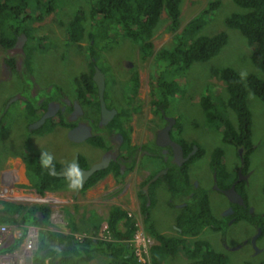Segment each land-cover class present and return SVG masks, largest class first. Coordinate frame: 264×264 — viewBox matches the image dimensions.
<instances>
[{
  "label": "rangeland",
  "instance_id": "obj_1",
  "mask_svg": "<svg viewBox=\"0 0 264 264\" xmlns=\"http://www.w3.org/2000/svg\"><path fill=\"white\" fill-rule=\"evenodd\" d=\"M96 1L49 0L53 12L43 15L41 21L26 22L27 25H30L35 42L34 46L29 43L28 47L24 49L25 58L19 67L20 72L23 71L22 79L17 78L20 76L14 71L11 81L0 83L1 158L4 155L18 154L22 156L48 153L55 162L61 164L66 162V158H70L75 152L83 155L89 152L90 157L88 155L87 157L90 160L97 157L94 148L87 144L77 145L66 140L65 131L59 127L53 128L51 132L44 135L39 134V130L31 131V125H28V122L34 120V116L29 115L28 104L20 100L12 101L20 94L26 95L24 92L26 85L30 87L31 83L34 82L39 87L40 91L38 90L37 97L56 96L60 92L72 97L77 80L91 71V62L96 63L98 68L106 74V105H115L119 110L120 118L115 123L122 120V114L127 115L126 108L128 106L136 108L128 128L131 130V139L132 137L135 138L131 142L138 146L141 142V130H144L147 117L152 114V107H154L151 104L153 82L157 78L158 81L166 83L175 80L178 87L173 95L166 97L168 104L163 108V112L168 118L176 119L178 130L176 132L179 135V140L193 145L195 151L201 153L200 157L188 164L185 171L187 178H190V181L194 183L193 187L197 188L198 185V191L195 193L200 198L206 199L210 215L219 228V230L214 231L212 229L214 226L210 224L200 231L196 239L205 241L213 252L224 254L228 264H260L264 262V234H259L261 237L254 246L250 241L245 243L249 237L252 236L251 238H253L258 234L259 228H255L245 220L230 224L231 220L228 221L229 218L224 217L225 208L228 205L227 199L214 187L218 184L217 186L221 188L225 184H223L219 171L217 174L214 172L211 161L214 159V152L219 150L221 153L219 161L222 160V163L224 161L223 174L227 173L229 176L226 177L231 180L235 178L236 171L240 167L239 156L237 148L232 147L223 138L224 134L220 130H216L218 128L217 123L207 121L199 104L203 97L210 98L213 103L217 102L216 104L224 102L226 99L224 84L215 75L216 71L222 68H231L242 78L251 74L264 81V75L250 61L252 50L248 47L245 38L238 31L228 28L225 24V19L231 14L245 13L246 11L236 6L231 0H218L220 3L218 9L213 12L198 35L213 36L224 32L227 34L226 45L218 55L206 63L193 64L182 76L175 75L172 70L167 68L163 69V75L160 76L153 56L142 60L137 46L120 35L117 36V41L96 40L95 45L93 44L90 33L94 32L95 23L89 17V13ZM212 1L214 0H182L180 25L175 33H180L184 26ZM43 7L44 4L42 9ZM41 10H38L39 14L43 13ZM77 13L85 15L84 36L78 43L68 44L66 27L77 16ZM166 28L167 21L163 13L161 22L155 29L151 40L153 54L160 49H169L172 46L175 33L168 32ZM25 43L27 44V41ZM3 57V52H0V63ZM135 78L138 80V88L134 100L133 90L136 86L133 80ZM48 89L49 92L44 93ZM155 89L161 90L158 86ZM245 101L251 115L250 139L254 150L247 159L246 171H242V175L248 172L246 185L241 191H238L245 198L247 208L245 209L256 218L264 214V100L247 92ZM221 113L223 119H227L234 126L236 125L235 115L228 108H222ZM46 129L41 131L45 132ZM133 134L135 136H132ZM125 147L126 143L124 142L123 149ZM153 162L155 161H151V163ZM9 166L13 170V174L17 175L15 176L18 178V184L12 189L0 187V201L24 206L45 205L51 213L48 224H45L43 229L47 231H64V228L67 229L69 221L66 218L64 208L68 204L62 200V198L65 199V193L63 195L56 193V195L39 196L24 180L23 162L15 160ZM168 181H170L169 177L163 176L149 188V197L145 199L144 205V212L148 219L144 226L147 232L153 230L168 237H179L178 217L185 212L184 204L192 193L187 194L183 199L178 197L180 195L177 192L173 195L168 190ZM179 188L184 187L178 178L174 181L173 189L176 191ZM112 196H116V194L108 195L107 199L106 196L100 195V198H96V200H100V203L103 204ZM113 198L118 199L117 197ZM125 200H118V203L125 204ZM181 203L184 204L181 205L182 208L180 209L178 205ZM102 204L97 209L101 217L104 218L107 215L106 211L109 205ZM85 205L89 208L93 204L87 203ZM125 210L135 218L136 222L142 224V217L136 214V210L134 212L128 208ZM236 212L244 213L238 208ZM5 226H7L14 242L5 247H0V264L13 263L14 260L17 261L18 259H22V263L25 264L24 258L30 257L32 252L23 251L22 244L29 239L27 232L30 230L32 234L31 243L35 248L38 243L39 228L32 224L28 225V228L19 224ZM102 232L104 230H101L100 237ZM142 232L150 240L147 245L149 252L154 242L145 231ZM85 234L77 233L76 236L80 237ZM223 238L226 240L224 241ZM191 263L181 253H176L174 257L166 258L163 262V264Z\"/></svg>",
  "mask_w": 264,
  "mask_h": 264
},
{
  "label": "trees",
  "instance_id": "obj_2",
  "mask_svg": "<svg viewBox=\"0 0 264 264\" xmlns=\"http://www.w3.org/2000/svg\"><path fill=\"white\" fill-rule=\"evenodd\" d=\"M181 1L97 0L89 13V17L95 23V30L90 33V39L95 45L96 40L117 41V36L120 35L137 46L142 60L153 56L160 76L163 75V69L165 68L172 70L175 75L182 76L193 64L206 63L218 55L227 43V34L221 32L213 36L198 35L213 12L218 9L220 5L218 0L209 2L203 10L184 26L180 33H175L180 25ZM231 1L246 12L231 14L225 19V24L228 28L238 31L245 38L248 47L252 50L250 55L252 65L264 75V0ZM38 10L43 13L39 14ZM51 12H53V7L49 0H0V46L11 47L18 34H24L27 38L25 48L28 47L29 43L34 46L35 37L32 36L30 25H27L26 22L41 21L43 15ZM34 13L35 15H33ZM163 13L166 16L167 31L175 33L173 44L169 49H160L153 54L151 40L155 29L161 22ZM84 20L85 15L77 13V16L66 27L68 44L78 43L83 38ZM92 65H96V63L91 62V68ZM92 70L93 68L91 73ZM215 75L224 84L226 99L224 102L216 104L217 102L213 103L210 98L203 97L200 99L199 104L207 121L217 123L218 128L215 129L224 134L223 138L235 148L243 149L245 161L243 172H245L248 164L247 159L254 150L250 139L251 115L245 99L247 92H250L259 99L264 100V81L251 74L242 78L231 68H222L216 71ZM133 82L136 86L133 94L136 95L137 78ZM76 85H83L88 92L95 91L91 74L82 75L77 80ZM153 86L151 104L162 108L168 104L166 97L173 95L178 87L175 80L166 83L158 81V78L153 82ZM156 86L161 90L155 89ZM32 106L34 107V104L30 101L28 103L29 115L32 114L36 120L40 113L36 114ZM222 108H228L235 115V126L229 123L227 119L222 118ZM62 124L63 122L57 118H50L40 128L39 134H48L53 128ZM44 128L47 129L42 132ZM118 131L122 137H126L125 131L121 129ZM125 143L127 142L125 141ZM42 154L21 156L25 177L30 183L29 187L40 196H43L45 192L59 191L65 184L71 183L75 179L56 177L54 173L63 172L65 169H62L60 164L54 160L52 161L54 172L51 167L44 168L42 166ZM200 155L201 153L197 151L188 163L194 161ZM219 158L221 159V153L216 150L211 166L216 174L219 171L222 176L225 185L221 187L227 188L236 180V176L230 180L229 177H226L229 176L227 173L223 174L224 163H222V160L219 161ZM185 169L186 165L176 168L175 174L168 172L170 180L168 181V190L173 195L178 193L180 195L178 197L184 198L187 194L192 193L191 197L185 202V212L178 217L179 237H168L153 230L148 231V234L156 241V244L149 249V264H163L164 259L174 257L176 253H181L186 260L192 262L191 264H228L227 257L224 254L213 252L205 241L196 239L200 231L210 224L214 226L212 227L214 231L219 230V228L210 215L206 199L200 198L195 193L198 188L193 187L192 183L189 182ZM105 174L104 172L95 173L85 183L81 193L96 185L103 179ZM178 178L184 188L174 191V181ZM243 187L244 183L238 182L236 190L241 191ZM242 197L244 198L243 195ZM143 199L144 197H142L140 213L144 216L143 222L146 224L148 216L144 212L146 201ZM239 210H243L244 213L235 212L233 215L236 218L235 221L245 220L250 225L259 228L263 235L264 214L254 218V215L249 214L246 209L240 207ZM36 213H39L42 217V226L48 224L51 212L45 205L24 206L0 201V226L11 224H19L24 227L31 224L37 226L38 217L34 216ZM102 221L100 220L94 228L96 232H92L90 235L86 233L80 237L74 234L77 233L74 227H72L69 234L52 231L38 232V243L32 254L31 264H88L97 256L103 257L106 264H141L137 261L130 242L136 229L135 219L129 217L127 211L119 207H112L104 220L106 227L100 237V224ZM191 238L192 240H189ZM260 264H264V262Z\"/></svg>",
  "mask_w": 264,
  "mask_h": 264
},
{
  "label": "flooded vegetation",
  "instance_id": "obj_3",
  "mask_svg": "<svg viewBox=\"0 0 264 264\" xmlns=\"http://www.w3.org/2000/svg\"><path fill=\"white\" fill-rule=\"evenodd\" d=\"M21 35L24 34L16 35L15 41L11 47L0 46V52H3L4 56L0 63V83L11 81L14 71L20 76L17 78L22 79L23 71L20 72L19 67L23 63V59L25 58L24 45H26L25 42L27 41V38L23 41L21 39ZM19 42H22L21 49L17 47V44ZM92 68V73L91 71H89L87 74L84 75L91 74V80L93 83L95 69H98L99 73L103 76V103L104 108L106 109L103 114L101 113L98 88L95 83V91L92 92L86 91L83 85H76L74 90L75 92L73 93L72 97H68L67 95L63 94V92H60L58 96L37 97L39 87L33 82L31 83L30 87L26 85V89H24L26 95L20 94L17 98L13 100L24 101L26 104L32 101V104H34V107H36L34 108L32 106L33 111H35L36 114L40 113L38 115V118L36 120H30V122H28V125L34 124L47 110H49L53 114L51 118H57L58 120L63 122L61 126L57 127L65 131L66 140H68L72 144L77 145L82 143L87 144L88 146L94 148V150L96 151L97 157L93 160L88 159V157H90L89 152H87L86 155L80 154L79 152H75L71 160L63 162V164L59 163L61 168L65 169L63 172L60 173H66L69 171V164L74 160V158H77L76 165L79 169L82 170H88L93 165L102 163L104 165V168L100 170H95L86 179L85 183L95 173L104 172L106 174L104 175L103 179L99 182L108 178L111 179L114 188L112 189L109 195L116 194V196H112L111 198L117 197L118 199L122 200H129L133 198V200H140L142 202V197H144V199H147L149 197L148 190L154 183L158 182V180L163 176H169L168 172L175 174V172L177 171L175 170L176 168L182 167L184 165H186L187 167L189 164L188 161L192 158V156L195 155L197 151H195V147L193 145H189L187 142H181L179 140V135H177L176 132V119L168 118L164 114L163 108L161 106L156 105H153L154 107H152V114H149V117L146 116V125L144 127V130H141L140 134V144L137 146L136 144L132 143L135 138L132 137L131 139V130L128 127L129 124H131L132 122L133 114L134 111H136V108H131L128 106L126 108L127 115H125V113L122 114V120L119 123H115V121L120 118V114L118 112V108L115 105H106V74L96 65H92ZM48 92L49 89L44 91V93L46 94ZM136 96L137 95L133 96L134 100L136 99ZM117 125L119 126L117 127ZM40 128H31V131H37L40 130ZM72 129H77L76 134L74 136V139L77 140L75 142L69 140L67 136L68 131ZM120 129L126 132L125 138L122 137L121 133L118 131ZM132 136H135V134H133ZM125 141L127 143L126 147L123 149ZM176 145L180 146L181 155L178 149L175 147ZM192 152L193 154H191ZM237 152L239 156L240 167L236 171V180L227 188H220L217 185H215L214 187L227 199L228 205L225 208L226 212L224 213V217H228V221L231 220L230 224L243 221H235L236 218H234L233 215L235 214L237 208H246L244 200L245 198H243L242 195L238 192V190H236V185L238 182H243L245 187L248 172L242 175V171L245 166V161L243 158V149L238 147ZM15 160H20V162H22L21 155H4L2 158L0 156L1 188H14L18 184V178L10 173L11 168L9 166V164ZM153 160L155 162L151 163V161ZM115 168L117 169L116 172ZM55 174L57 173H54V175ZM130 174L134 176L136 180H138V184L135 187L136 193H134L133 196H130L129 193L124 194L128 186L130 185L126 181L127 176H129ZM157 175H159L158 178L153 181V178H155ZM67 178L75 179L73 182L65 184V186L69 184L74 185L77 179H80L79 177ZM24 180L26 181V184L30 186V183L26 177ZM188 180L194 186V183L190 181V178H188ZM84 185L82 186V188L84 187ZM232 187L234 188L237 195L240 196V198L238 196L230 194V199L233 200L231 202L230 199L225 196L223 192H230ZM81 189L77 192V194L81 193ZM117 191L118 193H116ZM122 194L124 195L120 197ZM183 204H179L178 207L181 209V205ZM138 215L141 216L140 213ZM34 216H37L38 219L42 218L39 213H36ZM251 237H249L245 243H249V241L251 242ZM260 237L261 236L258 234L257 238L254 241V244L257 242L258 239H260ZM223 240L225 241L226 238H223Z\"/></svg>",
  "mask_w": 264,
  "mask_h": 264
},
{
  "label": "crops",
  "instance_id": "obj_4",
  "mask_svg": "<svg viewBox=\"0 0 264 264\" xmlns=\"http://www.w3.org/2000/svg\"><path fill=\"white\" fill-rule=\"evenodd\" d=\"M72 157H73V154L70 158L67 157L66 162L68 160H71ZM22 168H23L24 175H25L24 164H23ZM12 171L13 170L11 169L10 170L11 174H13ZM13 175H16V174H13ZM126 181L130 185L128 186V188L124 194L129 193L130 196H133V194L136 193L135 187L138 184V180H136V178L130 174L129 176H127ZM112 183L113 182L111 181V179L108 178V179H105V180L97 183L93 187L87 189L84 193H78V194L76 192V189L75 190L71 189V186L73 184H69V185L64 186L60 191L46 192L45 194H53V195H56V193L63 195V193H65V199L62 198V200L64 203L68 204V206H65V208H64L65 214L67 216L66 218L69 221V223L67 224L68 228L67 229L64 228V231L59 230V231H52V232H60L63 234H69L72 231L71 230L72 227H74L75 232L84 233V234L87 233L90 235L92 232H96L94 228L98 225V222L100 220H103L102 223L100 224V226H101L100 232H101V230H103L104 227H106L104 220L106 219V217L109 213V210L114 206L119 207L122 210H125L126 208H128L132 212H134L136 210V214H139L140 213L139 208L141 207V204H142V202L140 200H133V198H131L129 200L126 199L124 202L125 204L118 203V200L121 201L122 199H116V198H109L108 200H105L106 202H104L103 204L100 203V200H96V198H100V195L106 196V199H107V196L110 194V192L114 188ZM4 188H6V187H4ZM33 192H34V190H33ZM124 194H122L120 197H122ZM87 203H92L93 205L88 208L85 205ZM69 204H71V205H69ZM100 204L105 205V206L107 204L109 205L108 210L106 211L107 215L104 218L101 217L99 210L97 209V207H99ZM125 211H127V210H125ZM127 213L129 214L128 211H127ZM141 217H142V222H141L142 224L140 225L141 230L145 231L146 234H148V232L145 230V226H144V222H143L144 216L142 214H141ZM37 227L39 228V232H41V231L46 232L47 231V230L43 229L44 227L42 226V218L38 219ZM77 233H74V234L76 235ZM152 241L154 242V245H155L156 241L153 238H152ZM149 262H150V260H149ZM88 264H106V263H105V259L103 257L97 256Z\"/></svg>",
  "mask_w": 264,
  "mask_h": 264
},
{
  "label": "water",
  "instance_id": "obj_5",
  "mask_svg": "<svg viewBox=\"0 0 264 264\" xmlns=\"http://www.w3.org/2000/svg\"><path fill=\"white\" fill-rule=\"evenodd\" d=\"M21 39L24 41L26 39V37L24 35H21ZM17 47L21 49L22 47V42H19L17 44ZM94 80V83L95 85L97 86L98 88V95H99V101H100V109H101V113L103 114L106 109L104 108V103H103V89H104V80H103V76L99 73L98 69H95V76L93 78ZM14 101V100H12ZM50 108V107H49ZM53 116L52 112H50L49 110H47L41 117L38 121H36L34 124L31 125V128L33 129H38L40 127H42L44 125V123L46 122V120L50 119L51 117ZM76 131L77 129H72L70 131H68V139L71 140V141H77L76 139H74V136L76 134ZM88 137V136H86ZM178 151L180 152V155H181V148L179 145H176L175 146ZM193 154V152L191 153ZM76 162H77V158H74V160L69 164V171L66 172V173H57L55 174L56 177H63V178H67V177H78L77 174H76V171H75V165H76ZM104 168V165L102 163H98V164H95L93 165L90 169L88 170H82V169H79L80 173H82V176L79 177L80 180H81V186L78 187L76 189V192H78L82 186L84 185L86 179L95 171V170H100V169H103ZM159 175H157L155 178H153V181H155L157 178H158ZM147 187V186H146ZM225 196H227L229 199L231 198L230 197V194H233L235 196H238L240 198L239 195H237V193L235 192L234 188L232 187L230 192H223ZM230 201L232 202L233 200L230 199ZM258 234H260V230L258 229ZM257 234V235H258ZM257 235L255 237L252 238L251 240V244L254 246V241L255 239L257 238ZM26 264H31V258H28L26 260Z\"/></svg>",
  "mask_w": 264,
  "mask_h": 264
},
{
  "label": "built area",
  "instance_id": "obj_6",
  "mask_svg": "<svg viewBox=\"0 0 264 264\" xmlns=\"http://www.w3.org/2000/svg\"><path fill=\"white\" fill-rule=\"evenodd\" d=\"M128 216L132 217L131 214H128ZM135 228H136L135 233L133 235L132 240L130 241L132 246H133L134 255L137 258V261H139L141 264L150 263L149 262V260H150L149 254H148L149 252H148V248H147V245L149 244L150 240L143 234L141 227H140V224L138 222L135 223ZM103 230H105V227ZM27 234H28L27 238H29V239L26 240L25 242H23V244H22L23 251H26L29 253L32 252V254H33V252L36 250L37 245L34 248L32 243H31L32 234H31L30 230H28ZM19 236H20V234H19ZM13 242H14V240L12 239V236L9 234L7 226H5V225L0 226V247H5L9 244H12ZM32 248H33V251H32ZM32 254L30 257L24 258L25 264H26V260L28 258L32 257ZM14 263L23 264L22 259H18L17 261L14 260L13 263L10 262L8 264H14Z\"/></svg>",
  "mask_w": 264,
  "mask_h": 264
},
{
  "label": "clouds",
  "instance_id": "obj_7",
  "mask_svg": "<svg viewBox=\"0 0 264 264\" xmlns=\"http://www.w3.org/2000/svg\"><path fill=\"white\" fill-rule=\"evenodd\" d=\"M52 161H53V157L48 154V153H43L42 154V166L44 168H49L51 167L53 172L55 171L54 169V166L52 164ZM75 171H76V174L78 177H81L82 176V173H80L79 171V168L77 165H75ZM81 186V180L80 179H77V181L75 182L74 185L71 186V189L75 190L76 188L80 187Z\"/></svg>",
  "mask_w": 264,
  "mask_h": 264
}]
</instances>
